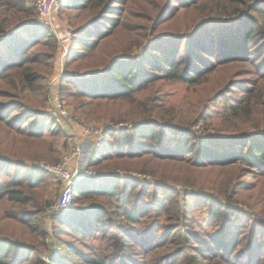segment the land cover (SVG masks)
<instances>
[{
    "label": "trees",
    "instance_id": "16d2710c",
    "mask_svg": "<svg viewBox=\"0 0 264 264\" xmlns=\"http://www.w3.org/2000/svg\"><path fill=\"white\" fill-rule=\"evenodd\" d=\"M70 3L68 7H61L68 11L69 23L73 26L65 60L68 75L61 81V90L78 97V106L91 109L93 114H98L95 116L101 115L104 105L121 107L127 103L128 111L123 116L109 118L114 122L116 119L137 121L132 127L119 130L106 128V143L94 152L91 167L111 156L141 158L148 153L162 161L185 162L197 167L238 165L250 173L264 174V0H70ZM35 15L31 0H0V82L8 83L20 93L17 100L1 104L20 113L27 109L26 113L33 118L20 133L42 141L46 136L60 133L59 128L50 112L43 116L42 110L25 106L21 93L34 92V83L43 74L36 72L32 65L54 63L58 40L48 26L35 22L20 26ZM131 18H140L145 23L137 26ZM258 38L259 42H255ZM135 48L140 50L138 56L133 55ZM237 64L241 66L233 69ZM237 71L242 78L233 87H240L241 95L232 101L226 99L219 115L221 120L218 124L212 123L210 101L225 98L224 88L231 82L229 78L236 77ZM223 76H226L225 82H220ZM168 82L187 86V98L194 105L186 111L171 102L166 106L159 85ZM3 93L5 97H12L7 90ZM110 111L106 110L105 114ZM200 122L202 126L195 129ZM204 123H210L213 131ZM7 145L10 148H3L5 143H0V153L13 149ZM6 162L7 158H0V171L6 168ZM48 174L33 166L24 172L16 171L14 178L0 182V195L19 207L9 217L26 229L14 237L0 235V264L33 262L31 255L38 248L24 239L31 232L27 228L31 220L46 214L47 207L39 189L45 187ZM113 177L116 176L100 175L96 180L106 181L103 186L90 188L82 183L73 188L70 207L58 217L60 233L71 237L81 234V239L91 237L101 243H113L121 250L130 239L149 251L163 247V241L174 235L187 238L183 229L190 227L186 224L189 218L187 214L181 218L183 205L177 191L166 188L161 191L159 184L153 185L155 198L152 200L166 224H159L164 228L160 233L158 227L143 235L141 231L136 233L134 227L149 213V202L137 197L132 200L137 187L133 186L134 179L120 178L110 184ZM146 195L148 191L143 192V197ZM85 196L118 197L115 204L119 208L108 217L102 210L104 207L97 203L77 206ZM217 201L210 198L207 202L212 219L241 217L234 212L228 214L231 210L217 208L221 206ZM230 229L200 241L194 253L207 255L215 247L223 252L228 243L225 236L236 228ZM238 241L228 244L236 249L241 245ZM66 249L67 255L72 249L69 254L84 264L122 263L118 262L120 256L106 255L104 250L86 255L70 244ZM189 249L185 244L181 252ZM35 260L37 264H45L40 256ZM64 262L63 258L56 257L50 264H71ZM247 264L254 263L249 260Z\"/></svg>",
    "mask_w": 264,
    "mask_h": 264
},
{
    "label": "rangeland",
    "instance_id": "374dc122",
    "mask_svg": "<svg viewBox=\"0 0 264 264\" xmlns=\"http://www.w3.org/2000/svg\"><path fill=\"white\" fill-rule=\"evenodd\" d=\"M35 1L31 0L32 5L35 7ZM179 1V0H178ZM144 2V0H140ZM177 2V1H176ZM171 4L175 5L172 1ZM181 6L182 3H176ZM70 0L65 1L64 7L70 6ZM264 6V5H263ZM62 7V6H61ZM61 7L53 13L51 26L52 31L57 36L58 50L54 60V63L46 61V65L34 64L32 67L36 72L42 73L43 76H39L34 86V92L21 93L24 97L21 98L25 106L31 108H38L42 110L43 116H48L49 112L52 111V96H53V80L58 78L60 80L59 96L62 102L67 108L70 118H68L63 126H58V133L53 137L42 138L45 141H36L30 137L21 134L20 129L23 130L25 125L33 118L30 117L32 114H27V109H24L22 113L18 109L4 108L1 102H7L9 100H17L18 95L16 89L12 88L8 83L3 84L0 82V143H5V147L10 148L7 144L11 145L13 149H9L3 154L0 153V158H7L5 163L6 168H2L0 171V182H5L14 178V172H24L29 167H39L42 165L55 166L63 162L64 158L72 154L77 147L81 146V155L76 158L72 164L67 166L68 170L72 175H76L73 187L79 184L87 183V187H99L106 184V181L98 182L96 179L102 175H114L113 180H110V184L116 181H120V178H131L134 179L133 186H137L133 192V199H141L143 202H149L150 208L149 213L142 217L141 223L136 225L135 231L144 235L149 230H155L159 227L162 222L166 224L165 217L158 213L159 209H155L154 199L152 196L155 188L153 185L161 186L160 190L164 188L177 191V196L181 202L183 214H185L190 225L189 230L193 233L196 238L194 239L192 234L188 232V228L183 229V233L187 234V238H181L179 236H173L169 240L163 241V247L153 248L151 250H144L139 247L137 243L128 241V244L122 248L114 245L113 243H101L99 240L87 237L81 239V234L74 235L71 237L67 234L59 232L60 222L57 215H50L46 213L41 215V219L31 220V225L27 227L31 232L28 233L24 241L28 244H35L37 251L33 252V262L29 264H37L35 258H41V261L45 264H50L54 258H63L64 263L71 264H84L73 254H69L72 249L68 252L67 249L69 244L74 250L89 255L95 250H104L106 255L112 254V257L120 256L116 264H247L253 261L254 264H264V244L261 243L264 233V174L250 173L249 169L241 168L238 165L229 166H216L207 165L205 167H197L194 164L183 163L179 161L171 160H160L153 157L150 154H144L141 158H129V157H112L102 161L99 165L91 167L90 164L94 157V152L98 149L92 148V142L85 140L78 142L79 133L81 126L88 127H103L112 128L115 125L123 124L126 127H132L137 123L135 120L123 121L116 119L114 122L109 117H121L128 111V104L126 106L115 107L116 105L103 106L102 111L98 114H93L91 109L79 107L78 97L72 95H66L61 90V81L64 79L67 73L66 67V54L70 49L71 37L68 32L73 34V26L69 23L68 11L61 9ZM141 11V8L138 7ZM174 9V8H173ZM170 13V10H168ZM182 13V9L179 10ZM37 14V13H36ZM36 15L20 24L21 27L31 24L28 21L34 20ZM131 20L137 25L144 24L142 19L131 18ZM260 38L256 39L255 42H259ZM254 49V46H250ZM134 54L138 56L140 50L135 48ZM67 52V53H66ZM132 55V56H133ZM50 62V63H49ZM76 66V65H74ZM241 66L240 64L235 65V68ZM67 70V71H66ZM71 70H75V67ZM239 70V69H238ZM237 71L234 79L228 78L231 82L226 85L224 90L227 91L224 99H216L210 101V110L212 112L211 122L218 124L221 119L219 115L223 109V102L235 100L236 97L241 95L240 87H233L238 82L239 73ZM71 74V73H70ZM233 76V75H232ZM226 76L220 79V82H225ZM232 86V87H231ZM163 91L164 103L169 106L170 102L180 109L188 110V108L194 105V102L187 98L188 87L179 82H168L166 84L161 83L159 85ZM9 91L12 97H5L3 91ZM214 98V97H210ZM82 100V99H81ZM106 110H111L105 114ZM25 112V113H24ZM12 119L9 122L5 120L9 117ZM52 116V114H51ZM254 123V121H253ZM206 128L213 131L210 123H204ZM202 126L200 122L195 129ZM38 128H40L38 126ZM122 127L113 128L119 130ZM106 130V129H105ZM36 131H39L36 130ZM47 134V133H46ZM14 139V140H13ZM48 139V140H47ZM107 136L104 135L103 144L106 143ZM103 144L101 146H103ZM14 147L17 150H14ZM15 151V153H14ZM114 152L112 151V154ZM111 154V153H110ZM199 160V159H197ZM89 172L90 174H87ZM46 178L45 187L39 189L42 195L43 203L48 208L51 204L55 203L60 197L63 182L57 177V175L48 172ZM146 187L145 189H142ZM123 188L122 182L119 184V189ZM148 191V195L143 197V192ZM136 195V196H135ZM118 197H83L77 203V206H86L93 203L99 204L108 214V217L112 216L119 207L115 204ZM212 198L217 199L221 206L229 213L234 212L241 216L239 219L237 216H232L222 220H214L209 215V209L207 208L208 200ZM152 200V201H151ZM151 202V203H150ZM123 204V203H122ZM18 205L7 202L5 197L0 195V235L1 237H14L19 232L25 231V227L21 225L17 220L11 219L9 214L12 210H17ZM100 211V210H99ZM247 227H244L247 224ZM235 227L236 229L226 235L225 239L228 243L236 242L239 240L240 246L234 249L230 244L227 243V247L220 253V248H214L213 253H207V255H200L194 253L196 245L200 241L210 240L211 234L230 232V228ZM161 228V227H159ZM163 228V227H162ZM159 229V233L163 229ZM37 229V231H33ZM222 231V232H219ZM193 239H190V238ZM190 240V243H189ZM196 240H199L196 241ZM188 241V243H187ZM190 246L189 251L181 252L185 246ZM76 248V249H75ZM181 252V253H180ZM73 253V252H72ZM119 254V255H118ZM35 256V257H34ZM71 261H67L69 260ZM67 258V259H66ZM111 258V257H110ZM126 258V259H125Z\"/></svg>",
    "mask_w": 264,
    "mask_h": 264
},
{
    "label": "built area",
    "instance_id": "2783aa9c",
    "mask_svg": "<svg viewBox=\"0 0 264 264\" xmlns=\"http://www.w3.org/2000/svg\"><path fill=\"white\" fill-rule=\"evenodd\" d=\"M66 0H36V18L34 20L28 21L27 23H39L44 26H51L52 16L55 11H57L61 6L65 5ZM24 24V23H23ZM70 36L71 32H68ZM67 53V52H66ZM53 96H52V118L57 126H63L65 121L70 118V114L65 107L64 103L59 96L60 80L55 78L53 80ZM124 127L123 124L115 125L112 128ZM105 129L103 127H88L81 126V131L79 133L78 142H83L89 140L92 142V148L98 149L101 147L104 141ZM81 146L77 145L72 154L67 155L63 162L55 166L42 165L41 169L51 172L63 182V188L58 200L51 204L47 209L46 213L50 215L63 214L71 205L73 199V185L76 175L68 170L67 166L72 164L73 161L81 155ZM87 174H90L87 172Z\"/></svg>",
    "mask_w": 264,
    "mask_h": 264
},
{
    "label": "crops",
    "instance_id": "0c3cea01",
    "mask_svg": "<svg viewBox=\"0 0 264 264\" xmlns=\"http://www.w3.org/2000/svg\"><path fill=\"white\" fill-rule=\"evenodd\" d=\"M71 39V38H70Z\"/></svg>",
    "mask_w": 264,
    "mask_h": 264
}]
</instances>
